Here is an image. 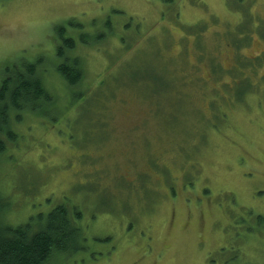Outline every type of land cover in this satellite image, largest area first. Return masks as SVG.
Segmentation results:
<instances>
[{
  "label": "rangeland",
  "instance_id": "374dc122",
  "mask_svg": "<svg viewBox=\"0 0 264 264\" xmlns=\"http://www.w3.org/2000/svg\"><path fill=\"white\" fill-rule=\"evenodd\" d=\"M25 62L53 102L13 119L0 218L81 211L48 264H264V0H0V85Z\"/></svg>",
  "mask_w": 264,
  "mask_h": 264
},
{
  "label": "trees",
  "instance_id": "16d2710c",
  "mask_svg": "<svg viewBox=\"0 0 264 264\" xmlns=\"http://www.w3.org/2000/svg\"><path fill=\"white\" fill-rule=\"evenodd\" d=\"M62 39L57 46L61 58L57 69L73 87L82 78V68L79 58L70 52L75 48L74 38ZM50 102L53 99L43 85L37 63L25 62L8 73L0 85V155L18 142L13 119L20 120L23 111L47 114ZM81 218V211L70 210L65 204L47 215L31 216L24 224L13 225L0 218V264H48L56 256H71L82 248Z\"/></svg>",
  "mask_w": 264,
  "mask_h": 264
},
{
  "label": "flooded vegetation",
  "instance_id": "af4514ba",
  "mask_svg": "<svg viewBox=\"0 0 264 264\" xmlns=\"http://www.w3.org/2000/svg\"><path fill=\"white\" fill-rule=\"evenodd\" d=\"M75 41V40H74ZM76 42V41H75Z\"/></svg>",
  "mask_w": 264,
  "mask_h": 264
}]
</instances>
